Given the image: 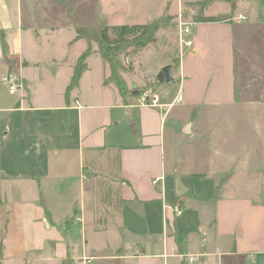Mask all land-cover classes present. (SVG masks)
<instances>
[{"label": "crops", "instance_id": "1", "mask_svg": "<svg viewBox=\"0 0 264 264\" xmlns=\"http://www.w3.org/2000/svg\"><path fill=\"white\" fill-rule=\"evenodd\" d=\"M257 1L244 7L248 10L252 4L257 10ZM22 2L0 0V31L7 43L4 54L0 39V87L7 72L14 69L24 84L18 96L21 117L52 110H73L77 116L81 195L59 220L40 193L41 229L49 232L54 251L59 248L45 260L62 264L69 257L72 264H87V259L90 264H187L192 257L194 264H264V163L260 146L251 138L254 132L264 131V111L257 106L264 103L263 83L258 82L264 80L260 73L264 65L255 64L258 80L242 76L243 69L236 76V41L244 40L242 33L250 24L236 19L242 11L235 3L175 0L186 8L192 45L184 48L175 73L171 70L172 85L164 87L170 88L172 97L157 95L159 106L139 105L135 91L130 99L121 97L116 87L101 85V72L95 100L86 101L79 93L71 102L67 86L79 55L73 62L68 53L48 62L65 71L61 104L37 107L31 101V82L36 77L29 70L38 68L40 62L27 58L24 47L25 41L40 37L35 38V17H28L25 25ZM73 40L79 39L74 36ZM71 44L66 46L68 51ZM89 72L69 90L80 89ZM6 103L0 99L2 106ZM170 107L177 108L171 123L163 127ZM9 109L0 107L1 111ZM186 125L189 133L184 132ZM18 176L31 177L27 173ZM157 178L161 179L154 183ZM176 205L181 208L179 216L171 208ZM136 247L141 254H136ZM17 257L0 254V264H13Z\"/></svg>", "mask_w": 264, "mask_h": 264}, {"label": "rangeland", "instance_id": "2", "mask_svg": "<svg viewBox=\"0 0 264 264\" xmlns=\"http://www.w3.org/2000/svg\"><path fill=\"white\" fill-rule=\"evenodd\" d=\"M39 1L23 0L21 10L25 25L30 22L28 17L36 18L34 24L38 35L35 38L40 37L38 41L34 37L32 41H25L24 47L27 58L40 62L38 68L28 69L36 77L31 82V101L37 107H55L63 99L60 82L65 71L59 64H49L51 58L62 54L68 56L69 53V59L75 62L87 48L84 72H91L84 75L80 89L76 86L69 90L71 102L79 93L87 97L86 101L95 100V94L103 84L109 89L116 87L120 96L127 99L132 98L133 91L137 92V98L145 90L153 91L159 98L172 97L170 88L164 90L172 84H158L157 75L165 65H170L172 73L177 69L181 56L177 16L181 13L182 20H187L182 3L178 5L175 0L167 4L168 0H67L69 10L58 0L51 5L39 4ZM227 1L232 2L231 5L235 3L237 10L245 14L244 25L250 24L249 29L242 33L244 40L236 41V76L240 77L243 69L242 76L258 80L259 75L254 74L255 64L264 65V0H255L259 5L257 10L252 4L248 10L244 7L254 0ZM103 21L110 26L146 23L154 24L152 30L157 28L150 39L147 33H137L138 38L119 47L114 46L103 58L99 43L73 40L76 37L73 24L96 25ZM52 27L55 29L51 30ZM69 41L72 44L68 51ZM100 72L103 75L101 85ZM258 82H262L264 87V80ZM0 99L7 100L5 106L0 104V107H10L8 111L0 110V254L4 257L19 255V260L13 264H57L45 260L57 254L59 248L57 246L54 251L49 232L41 229L42 221L38 216L42 209L40 193H43L47 208L59 220L69 209L70 202L80 198L76 111H31L21 117L24 113L18 110L21 105L19 97L8 94L5 84L0 87ZM257 106L264 111V103ZM176 108H168L171 110L164 115L163 127L171 123ZM256 133L251 138H255V144L260 146L261 150H258L264 163V131ZM26 173L31 177L19 178L18 175Z\"/></svg>", "mask_w": 264, "mask_h": 264}, {"label": "trees", "instance_id": "3", "mask_svg": "<svg viewBox=\"0 0 264 264\" xmlns=\"http://www.w3.org/2000/svg\"><path fill=\"white\" fill-rule=\"evenodd\" d=\"M58 1L65 4L66 7H68V9L70 10V6L66 0ZM153 26L154 24H128L120 26L114 25L113 27H109L104 23H98V25H75V31L76 39H84L85 41H88V43H91L92 41L99 43L100 48L103 49L101 55L103 56V58H105L106 54H108L114 46L119 47L122 44L131 42L133 38H138L139 35L137 33H139L140 35L147 33L149 34L147 38L150 39V37L154 33V30L157 28L155 27L152 30ZM109 31H111V35L109 34ZM0 39L2 43L3 53L5 54L7 51V43L5 42L4 33L2 31H0ZM88 49L89 48H87V50L83 51V53L79 55V58L75 63L73 68L74 73L70 79L69 85L67 86V91H69L71 87L77 84L78 80L84 73V70L86 68V60L84 59L87 57L86 54L88 53ZM62 264H72V260L67 257L62 261Z\"/></svg>", "mask_w": 264, "mask_h": 264}, {"label": "built area", "instance_id": "4", "mask_svg": "<svg viewBox=\"0 0 264 264\" xmlns=\"http://www.w3.org/2000/svg\"><path fill=\"white\" fill-rule=\"evenodd\" d=\"M180 7V6H179ZM178 18V23L180 26V31H179V38H180V51L181 54L184 50V48H189L192 45V40L189 37V33H190V26H191V22L185 20L183 21V16L181 15V13L179 14V16H177ZM185 19V18H184ZM236 19L237 20H245L246 16L242 13H238L236 15ZM3 82L5 84V86L8 88V92L10 94L13 95H17V96H21L24 92V84L22 81V78L20 76V73H17L14 69H10L7 72V75L4 77ZM178 100H180V96L176 97ZM138 104L145 106V105H150V106H159L160 102L158 99V96L156 93L151 92L150 90H145L144 92H142L138 97ZM161 178H157V180L154 181V183H156V181L160 180ZM172 211L174 212V214L176 216H179V214L181 213V208L176 206L171 207ZM77 220H79V218H76ZM136 254H141L142 251L139 247L135 248ZM195 259L192 257L187 258V264H194ZM87 264H90V260H86Z\"/></svg>", "mask_w": 264, "mask_h": 264}, {"label": "water", "instance_id": "5", "mask_svg": "<svg viewBox=\"0 0 264 264\" xmlns=\"http://www.w3.org/2000/svg\"><path fill=\"white\" fill-rule=\"evenodd\" d=\"M157 81L159 83L172 81V77L170 75V66L169 65H165L162 67V69L160 70V72L157 75ZM188 127H189L188 125L185 126V129H184L185 133L190 132V129Z\"/></svg>", "mask_w": 264, "mask_h": 264}]
</instances>
